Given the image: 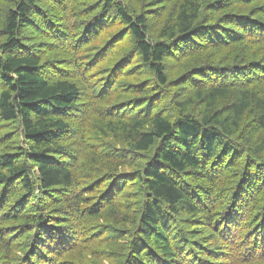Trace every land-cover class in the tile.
I'll return each instance as SVG.
<instances>
[{
  "label": "rangeland",
  "instance_id": "374dc122",
  "mask_svg": "<svg viewBox=\"0 0 264 264\" xmlns=\"http://www.w3.org/2000/svg\"><path fill=\"white\" fill-rule=\"evenodd\" d=\"M15 1L0 0V43L5 40L2 27L6 11L14 7ZM106 3L109 6L105 10ZM177 3L178 0H36V7L22 27L20 45L13 53L36 54L42 75L49 79L67 78L80 87L77 107L66 114L71 121L70 132L61 142L73 153L72 168L77 173L81 167L84 169V178L98 181L105 173L95 161L100 156L102 162L117 163L120 158L130 161L116 171L130 179L124 173L141 168L154 151L131 155L109 133L97 132L96 126L101 121L119 114L127 117L160 114L170 120L184 113L198 117L201 107L193 105L190 99L194 84L243 85L256 89L264 97V0H203L202 26L193 37L170 45L164 58L167 83L162 89L158 87L154 73L136 48L129 25L117 9L124 7L132 18L145 16L147 39L156 42L165 40L160 32L172 22ZM145 82L150 88L147 94L140 93L138 88ZM251 117L246 114L244 120ZM252 124L244 123L233 137L241 152L233 164L227 157L212 181L185 180L205 189L212 187L210 200L216 220L235 209L238 221L236 218L228 222L229 228L236 232L235 242L227 241L223 230L219 234L211 232L198 215L181 213L172 228L178 235L174 252H185L183 264H197L199 260H206L205 264H264V130L249 134ZM17 126V122L0 121V136L8 137L11 132L18 135ZM16 140L15 144L23 145L20 138ZM85 157L89 160L86 169L82 163ZM247 171L254 175V190L242 191L236 203L230 205L226 201L228 193L234 191L241 176H247ZM80 182L85 186L92 185L94 180L82 178ZM124 184L125 196L121 195L123 198L117 203L122 209L119 215L114 211L79 220L70 212L73 207L67 206L74 202L72 196L77 192L74 188L63 196L35 192L36 196L27 197L18 182L0 183V228L6 232L8 242V247H0V264H27L28 259L34 264H47L42 259L52 253L48 245L46 248L41 245L38 255H31L36 240L42 238L37 237V225L32 227L21 219L4 220L6 216L16 213V218L27 211L38 217L40 208L45 232L57 230L58 238L63 231L70 232L71 238L79 236L80 249L64 255L57 253V264H125L143 198L138 179ZM98 190L89 196H98L102 188ZM260 231L263 234L258 250L251 253L249 246ZM70 237L59 241L66 242ZM106 240L112 244L106 245Z\"/></svg>",
  "mask_w": 264,
  "mask_h": 264
},
{
  "label": "trees",
  "instance_id": "16d2710c",
  "mask_svg": "<svg viewBox=\"0 0 264 264\" xmlns=\"http://www.w3.org/2000/svg\"><path fill=\"white\" fill-rule=\"evenodd\" d=\"M202 1L178 0L172 22L166 24L160 32V37L165 40L156 42L147 39L145 16L136 15L132 18L124 7L117 9L123 21L129 25L136 48L154 73L159 88L167 83L164 58L170 45L193 37L197 28L203 24ZM108 6L109 3H106L104 9ZM34 7L36 0L15 1L14 7L6 11L2 27L5 40L0 43V80L3 83L0 89V121L17 122L19 132L18 135L11 132L8 137L0 136V147L4 148L0 149V183L18 182L27 197H33L35 192L63 196L70 188H74L77 191L72 196L74 202L67 206L73 207L70 212L81 220L86 216L113 214L114 211L115 215H119L122 209L117 203L125 196L122 193L124 183L138 179L142 184L143 199L125 264H174L175 261L176 264H183L182 254L185 252H174L178 246L175 244L178 235L172 228L176 216L181 213L198 215L211 232L219 234L223 230L222 234L228 236H224L225 239L235 242L236 232L228 226L230 220L233 222L237 218L238 221L235 209L216 220L210 200L212 187L205 189L198 183L192 184L185 180L207 178L212 181L217 177L218 167L227 157L232 164L237 160L241 152L233 137L239 133L241 126L252 122V132L249 134L264 130V97L256 89L243 85L194 84L190 99L193 105L201 107L198 117L184 113L170 120L160 114H146L143 117L119 114L101 121L96 126L97 132L109 133L124 144L122 147L131 155L151 149L154 151L141 168L124 173L130 179L116 172L120 166H128L130 161L120 158L116 159L117 163L111 160L102 162L100 156L95 161L102 165L105 173L98 181L84 178V169L81 167V172L77 173L72 168L70 157L73 153L61 142V138L70 132L71 121L66 114L77 107L81 97L80 87L67 78L49 79L42 75L40 59L36 54L13 53L20 45L22 27ZM148 85L146 82L141 83L138 86L140 93H149ZM246 114H251V119L244 120ZM19 138L23 142L21 146L15 144ZM95 154L100 155V152ZM88 161L87 157L82 161L85 169ZM246 173L247 176H241V181L234 186V191H229L226 201H230V205L236 203L242 191L254 190V175L248 171ZM80 177L84 181L94 182L92 185L81 186ZM100 188L102 190L98 196H89V193L99 191ZM5 201L3 199V207ZM42 211V208L37 211L38 217L27 211L16 218V213L14 216H6L4 220L21 219L32 227L37 225V237L42 238L36 240L31 255H38L40 246L46 248L45 245H48L52 253L42 261L57 264V253L62 252L64 255L80 249L79 236L71 238L70 232L63 231L58 238L57 230L45 232ZM25 229L29 231L30 228ZM262 234L261 231L255 233L256 238L249 246L251 253L258 250ZM5 235L6 232L0 228V247L3 248L8 247ZM66 237H70L66 242L59 241ZM108 244H112L111 240H106ZM27 261V264H34L32 260ZM205 262L199 260L197 264Z\"/></svg>",
  "mask_w": 264,
  "mask_h": 264
}]
</instances>
